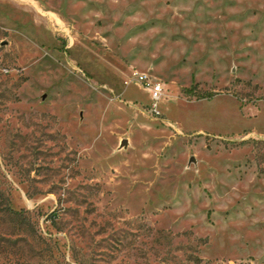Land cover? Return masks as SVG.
Instances as JSON below:
<instances>
[{
    "label": "rangeland",
    "instance_id": "374dc122",
    "mask_svg": "<svg viewBox=\"0 0 264 264\" xmlns=\"http://www.w3.org/2000/svg\"><path fill=\"white\" fill-rule=\"evenodd\" d=\"M0 264H264V0H0Z\"/></svg>",
    "mask_w": 264,
    "mask_h": 264
},
{
    "label": "built area",
    "instance_id": "2783aa9c",
    "mask_svg": "<svg viewBox=\"0 0 264 264\" xmlns=\"http://www.w3.org/2000/svg\"><path fill=\"white\" fill-rule=\"evenodd\" d=\"M135 77L138 83H140L143 86V88L149 92L150 98L152 99L153 102L160 97L162 93V89L158 84L149 83L148 78L144 75L136 74Z\"/></svg>",
    "mask_w": 264,
    "mask_h": 264
},
{
    "label": "trees",
    "instance_id": "16d2710c",
    "mask_svg": "<svg viewBox=\"0 0 264 264\" xmlns=\"http://www.w3.org/2000/svg\"><path fill=\"white\" fill-rule=\"evenodd\" d=\"M10 213H12V214H17V212H14V211H11V210H10Z\"/></svg>",
    "mask_w": 264,
    "mask_h": 264
}]
</instances>
